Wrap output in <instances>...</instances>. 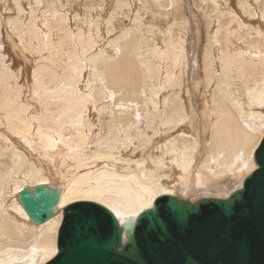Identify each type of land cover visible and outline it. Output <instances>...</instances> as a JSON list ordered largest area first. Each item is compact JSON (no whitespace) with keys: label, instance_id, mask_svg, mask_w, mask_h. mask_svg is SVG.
Wrapping results in <instances>:
<instances>
[{"label":"bare ground","instance_id":"obj_1","mask_svg":"<svg viewBox=\"0 0 264 264\" xmlns=\"http://www.w3.org/2000/svg\"><path fill=\"white\" fill-rule=\"evenodd\" d=\"M15 2L19 11L23 10L19 0ZM48 2L53 1L48 0ZM161 6L169 8V0L163 1ZM232 6L234 5L232 4ZM241 8L244 6L241 5ZM27 10L21 11L16 18L11 19L9 25H11L12 33L10 35L15 38L18 37L24 51L39 55L38 59L41 62L34 66L31 86L32 100L38 105L39 111L32 116L33 121L30 120V114L27 113L29 106L24 102L27 97L23 93V88L27 82V74L30 68L24 67L23 71H16L10 65H6L7 62L10 63V59L5 60L6 50L0 48V124L4 125L24 143H29V134L33 129L32 127H35L33 122H36L37 131L33 132L36 139H33L32 135L31 143L27 145L32 148V144H34L43 158L42 160L35 159L36 156L32 157L30 154H24L25 152H19L21 149L14 151L13 143H8L12 139L16 140L15 137H11L9 140L2 138L3 143L5 142V154L8 160L3 166L0 165V188L9 186L14 199L9 202L8 198L6 203L4 202L3 206H0V238H5L0 240V264H46L51 260L56 255L57 234L64 219V208L70 205L76 206L82 202L100 205L106 208L122 225L128 220L134 222L137 214L151 208L154 200L161 195L176 196L191 203L199 199L210 198L208 196L203 197V195V198L189 200L187 196L182 195L187 190L189 191L188 187L191 189L188 182L190 184L189 179L192 174H194L196 186L200 187L205 183L198 172L195 170L192 172L195 157L199 155L197 153L200 146L192 131L190 134L185 133L187 129L193 130L195 127L193 128L191 123H188L189 127H185L183 124L189 120V116L183 112L184 103H181L183 98L180 100L175 95L185 91L186 85H183L185 79H182L181 74L189 65L183 64L184 38L180 37V34L174 33L173 26L166 28L167 30L163 33L161 32L165 34L162 41L164 46H159V41L154 43L151 40L152 49L146 56H143L141 50L143 47L148 49V43L137 40L134 35L135 32L128 31L125 40L110 44L113 48L112 52L101 47L100 51L97 52L98 54H95V42L91 46L89 43L90 36H87L86 44L82 43L81 45V53L85 60L88 52L90 57L86 60L87 63H83L70 46L72 40L70 36L68 37V28L63 31L62 20L57 22L55 18L51 19L52 24L55 21L57 23L55 26L58 30L56 35L51 31L50 26L47 27L46 33L38 29V25L35 24V17L28 20L24 19V12ZM212 10L216 9L213 8ZM162 12L165 11L159 10V13ZM51 14L53 13L51 12ZM91 16L89 13L88 22L90 24ZM198 19L197 22L199 20L201 22V19ZM219 20L220 31L217 30L218 32L213 36V42L219 47V56L215 58V52L212 50L215 59L205 55L207 61L204 63L207 77L205 84L208 86L213 83L212 85L215 87L211 94V103L208 100L203 102L204 116L210 120L208 119V128L206 126L209 137L208 145H206L207 157L201 167L208 171L212 179L223 181L224 184L228 185L226 188L222 187L220 191H217V193L225 195L224 198H220V195L217 194L219 198L214 196L215 198L212 199H226L231 193L242 187L243 180L253 172V169H256L253 155L264 133V35L250 39L248 35L239 30V43L250 40H248L247 47L244 48L239 44L236 49H233L231 38L235 37L236 32L229 27L231 21L224 20L222 17H219ZM190 28L192 29V25ZM59 31L63 32L60 33ZM192 33H196V31ZM76 37L79 39L81 35L77 34ZM98 38H101L100 31ZM197 39L195 41L199 42ZM210 40L212 43V39ZM17 51L21 53L16 47L14 54ZM43 52L47 53L39 54ZM215 60H218L219 68L215 67ZM15 64L17 63L14 62ZM88 66L94 68V71L89 73L88 83L91 80L103 82L107 89L116 94L117 101L115 105L112 104L111 106V118H107L108 120L103 121V116L106 113L104 108H99L97 103L105 97V94H84L77 88L80 73H83L84 68H88ZM188 69L191 70L189 67L186 68V70ZM137 72L141 77H148L151 80L157 78L160 81L157 84H149L147 88H149L150 94L147 93V96L145 94L144 96L143 92L141 93L144 91L141 90V87H135ZM187 80L189 79L187 78ZM192 80L191 78L190 82L193 83ZM198 84L196 83V86ZM171 88L173 91L170 90ZM175 88L178 89L174 91ZM161 90H165L166 94H169L168 91L173 92V94L164 96L159 94ZM199 97H202V94ZM186 98L188 97L186 96ZM197 99L200 98L197 97ZM200 108L202 110L201 106ZM135 116L139 118L138 122L136 120L137 123L142 117V124L147 123V129L155 124V120L158 121L159 127L154 125V128L146 132V126L144 129H140V126L137 127V123L134 122ZM175 128L177 130L173 135L171 130ZM162 134L166 135L162 137ZM161 140L165 141L163 145L159 142ZM133 142L163 151L165 156H169L166 158L170 161V164L168 163L169 168L174 165L176 171L166 170L168 165L165 163L161 165L160 162L159 169L156 170L144 167L146 163L143 165L141 161L129 163L132 167L126 163L127 166L124 165V168L122 164H125L126 160L121 159L118 151L122 147L134 146ZM201 143L202 141H200V145H202ZM23 149L27 152L25 148ZM38 155L40 157V154ZM56 155L57 157L62 155L57 164L55 163V160L57 161ZM155 163L157 165L158 161ZM232 173L234 174L229 175ZM174 174H177L176 179L177 182L179 181L176 184H174L175 179L172 176ZM40 185L59 190L60 194L52 211L53 217L43 224H36L28 219L17 199V194L22 189L32 190ZM219 186L221 185L218 184L217 187ZM117 213L118 215H116Z\"/></svg>","mask_w":264,"mask_h":264},{"label":"rangeland","instance_id":"obj_2","mask_svg":"<svg viewBox=\"0 0 264 264\" xmlns=\"http://www.w3.org/2000/svg\"><path fill=\"white\" fill-rule=\"evenodd\" d=\"M15 1L16 0H10V1L9 0H0V6H2V7H0V27H1L0 28V31H1L0 32V48L6 50L5 60L7 61V60L10 59V63L7 62L6 65H10L16 71H18V70L23 71L24 67H26L28 69L30 68V70H28V74H27V82L25 84V87L23 88V93L26 94V97H27L26 101H24V102L26 104H28V106H29L27 113L30 114V120H32V116H34L35 113H37L39 111V108L37 107L38 105L32 100V94L33 93H32V90H31V86H32V72H33V69L35 68L34 66L36 64H40L41 61H40V59H38V56H39L38 54H31V52L29 53V52L24 51V49L22 47V43H20V41H19L17 36L15 38V37H12L10 35V33H12V31H11V28H10L11 25H9V22L12 21L13 18H16L17 15L19 13H21V11H23V10L25 11V10L28 9L26 12H24V19L26 18L28 20V19H31V18L33 19V17H35V20H36L35 24L38 25L37 27H38V29L40 31H43V32L47 33V27L50 26L52 28L51 31L54 32L55 35H56L57 31H58L55 28V26L57 24L56 21L60 22L59 20H62V24L64 25V26L61 25L62 29L64 31V30H66L68 28L67 29L68 30V34H69L68 37L70 36V38L72 40L70 46L73 48L74 52L77 54L78 59H80L83 63H85L86 60L90 57V53L88 52L86 54V60H85L82 57V53H81V45H82V43L86 44L87 36H90L89 43L91 44V46H92V43L95 42V45H94V47H95L94 49L96 51L95 54H98L97 52L100 51L101 47L107 49L108 52H112L113 48L110 46V44H114L115 42H117L119 40H125V38L128 35V33H127L128 31L129 32H135L134 35H135V38L137 40H143L146 43H148V49L146 47H143L142 50H141V52L143 53V56H146L152 49V45L153 44H152L151 40H153L154 43H157L159 41L160 42L159 46H164L162 44V41H163V38L165 37V34H162V33H163V31H166L169 27L173 26L174 28L172 27V29L173 30L175 29L174 33L177 34V35L180 34V37L184 38L183 41H184L185 44H184V60H183V64L187 63L186 66L189 65L188 67L191 68V70L188 69L189 70L188 71V70H186V68H188V67H186L184 69L185 70L184 73L181 74L182 79H185L183 81V83H184L183 85H186V87L188 89L185 87L184 93L181 92V94H175V95H177L180 100L183 98L181 100V103L182 104L184 103L183 104V108H184L183 112L186 115L189 116V120H186L185 122H183V124L185 125V127H189L188 123H191V126L193 128L195 127L193 130L192 129H187V131H189V132L186 131L185 133L190 134V131H192L193 135L195 136L196 140L198 141L199 146L200 147L204 146L203 150H202V147L198 148V153L197 154H199V155H196V157H195V160H194L195 161V163H194L195 165H193L194 167H193L192 172H194V170L196 172H198L199 175H201L202 179L204 180L205 184H203L200 187L196 186V184H195L196 180L194 178V174H192V176L190 178L191 180L189 179L190 184L188 182V186H190L191 189L188 187L189 191L187 190L188 192L186 191L185 194H182V195L183 196L184 195L187 196V198H189V200H196V198H201L203 195H204L203 197L208 196L210 198H215L214 196H216V198H219V197L220 198H224L225 197V195H223L222 193H217V191L218 190L220 191V189L222 187L226 188V186L228 184L226 185V184L223 183V181H217L215 179H212L209 176L208 171L201 167V165L203 164V162L205 161V159L207 157L206 145H208L207 142H208V138L209 137H208V132H207L208 129H206V126L208 128V122L210 120V118H207V116H204V113H203V110H204L203 102L208 100V102L211 103V97H212L211 94H212V92L214 90V87H215L214 85H212L213 83L208 85V86H206V84H205V81L207 80L206 72H205V66H204L205 61H207V58H205V55L209 56L208 58H212L213 60L216 57L219 56V52H220L218 50L219 47L213 42L214 34L217 33L218 31H220V27H219L220 26V20H219V17L224 18V20L228 19L227 21L230 20L232 24L230 23L229 27H230L231 30H234L236 32V34H234L235 37L231 38V41L233 43V47H232L233 49H236L239 44H241V46L245 48V47L248 46V43H249L248 40L255 39V38H258V37H262L264 35V22H263L264 21V15H263L264 14V0H256V1L255 0H226V1L225 0H169V3H170L169 8L161 6V3L163 1H165V0H118V1L117 0H106V1L105 0H52L53 2H48V0L47 1L46 0H34V1L33 0H19L20 7L23 9V10H20V11L16 7V2ZM38 2H39V4H38ZM117 2H118V4H117ZM251 3H252V5H251ZM232 4L234 6H232ZM229 5H231V6H229ZM241 5L244 6V8H241ZM28 6H30V7L28 8ZM59 6H61V7H59ZM213 8H215L216 10H212ZM227 8H228V10H227ZM31 10L34 11L33 12L34 14L32 13ZM131 10H132V12H131ZM159 10H164L165 12L159 13ZM230 10H232V11H230ZM255 10L257 11V13H256ZM90 11H92V12H90ZM105 11H107L106 12L107 14L106 13L104 14ZM214 11H215V13H213ZM216 11H218V12H216ZM51 12L53 14H51ZM95 12H96V15H95ZM64 13H65V15H64ZM89 13L93 16V17L91 16V20H92L91 24L88 22ZM143 14H144V16H143ZM10 15H12V16H10ZM105 16H107V17H105ZM228 16H230V17L228 18ZM207 17H210V18H207ZM240 17H242V18H240ZM3 18H5V19H3ZM52 18H55V20H56L54 24L51 23V19ZM182 18H184V19H182ZM198 18L201 19V22H199L200 20ZM231 18H232V20H231ZM2 19H3V21H2ZM197 19L199 20L198 22H197ZM243 19H245L247 22L244 21ZM236 20H238V21H236ZM174 21H175V24H174ZM196 22H197V24H196ZM213 22H214V24H213ZM244 22H246V23H244ZM144 23H145V25H144ZM190 24L192 25V29L190 28L191 27ZM253 24H256V25H253ZM195 25H197V26H195ZM99 26H101V27H99ZM151 26H152V28H151ZM260 26H261V29H260ZM202 27H204V28H202ZM238 28H240V29H238ZM239 30L241 32H244L245 35H248L250 39L244 40L243 43H239V41H238V34L240 33ZM99 31L101 32V38H98V32ZM147 31H149L150 33L147 32ZM193 31L194 32L196 31V33H192ZM59 32L62 33L61 31H59ZM6 33H8L9 35L8 34L6 35ZM91 33H92V35H91ZM77 34H80L81 38L78 39V37H76ZM251 34H253L254 36L253 35L251 36ZM102 35H104V36H102ZM162 35H163V37H162ZM159 36H160V38H159ZM202 36H204L205 38L202 37ZM7 37L9 38V40H8ZM12 38L15 39V40H13ZM74 38H76V39H74ZM197 38H200L202 40L197 39ZM191 39H192L193 42L191 41ZM195 39L199 40V42L195 41ZM210 39H212V43H211ZM186 40H187L188 43L186 42ZM200 41H201V43H200ZM197 42H198V44H197ZM102 43H103V46H102ZM189 45H190V47H189ZM197 45H199V46H197ZM196 46H197V48H196ZM16 47H18L19 51H21L22 54L20 52H18V51L15 52L16 55L14 54V51H15ZM77 48H78V50H77ZM195 48H196V50H195ZM200 49H203V50H200ZM12 50H14V51H12ZM212 50L215 52V58L212 55ZM195 51H196V53H195ZM192 52H193V54H192ZM45 53H47V52H43V53H39V54H45ZM188 53H189V55H187ZM185 54L187 55V57H186ZM194 55H195V57H194ZM200 55H202V56H200ZM30 59H32V60H30ZM55 59H57V58H55ZM34 61H35V63H34ZM14 62L17 63V64L14 65ZM199 62L202 65H200ZM215 67L219 68L218 60H215ZM88 68H89V66H88ZM88 68L87 67L84 68L83 73H80V78L78 80L79 82L77 84V88H78V90L80 89L81 92L84 93V94H105V97L103 99H101L100 101H98L97 103H98L99 108L103 107L104 110H105L106 115L103 116V121L108 120L107 118H111V106H112V104L115 105V102L117 101L116 94L113 91L107 89L106 86L103 84V82L91 80V82L88 83L89 73L94 71L93 67H90L91 68V69L89 68L90 70ZM87 69H88V71H87ZM177 74H178V72H177ZM143 78H144V76L141 77L138 72L136 73L135 87L136 88L141 87V90H144V91H141V93L143 92L142 94L143 95L145 94L147 96L148 94H150L149 88H147L149 86V84L150 83L157 84L160 81L157 78L156 79H152V80L150 78H148V77H145L144 79ZM187 78L189 80H187ZM191 78L193 79L192 80L193 83L190 82ZM194 78H196V79H194ZM90 79H92V78H90ZM196 83H199V84L196 86ZM200 83H202L203 86L200 85ZM161 86H163V85H161ZM201 87L203 88V90H202ZM177 89L175 88L174 91L177 90ZM198 89H200V91H198ZM170 90L173 91V88H171ZM171 91H168L169 94H166L165 90H161V91H159L160 92L159 94L164 95V96H169L170 94H173V92L171 93ZM182 91H183V89H182ZM207 91H208V93H207ZM85 92H87V93H85ZM201 92H203V93H201ZM205 92H206V94H205ZM130 93H131V91H130ZM132 94H134V93H132ZM193 94L195 95V97H194ZM201 94H202V97H199V96H201ZM208 95H209V97H208ZM186 96L188 98H186ZM197 97L200 98V99H197ZM205 98H206V100H205ZM199 105L202 107V110H201ZM33 107H35L36 109H34ZM191 116H193V117H191ZM198 116H199V118H198ZM136 118H135V121H134L135 124L139 120V118H137V119ZM136 120H137V122H136ZM141 120H142V117H140V122L137 123V127L140 126L139 127L140 129H144V126H146V132H148L149 129L154 128V125H155V127H159L158 121L155 120V124L151 125L152 127L147 129V127H148L147 123L142 124ZM144 122H145V120H144ZM34 125H35V127H32L33 129H31L32 134H31V132L29 134V143H24L19 137H17L15 134L10 132L6 127H4V125L0 124V165L1 166H3L6 163V161L8 160L6 158V154H5V142L3 143V139L2 138H5L7 140L11 139V137L12 138H14V137L17 138L16 140H14V139L10 140L12 142H10V141H9V143L7 142L8 144L13 143V145H14L13 150L14 151H15V149L17 151H19L21 149V151H19V152H23V153L25 152L24 154L27 153V155L30 154L32 157L36 156V157H34L35 159L38 158L39 160L40 159L42 160L43 155L39 152V150L36 148V146L34 144H32L33 147L30 148L27 145V144L31 143L30 138L32 137V135H33L32 138L36 139V137L34 136L35 133H33V132L37 131L36 122H33V126ZM203 127H204V129H203ZM195 129H196V131H195ZM176 130H177L176 128L171 130V133L172 134L176 133ZM204 130H205V132H204ZM4 134H6V135H4ZM162 135H163L162 137H164L166 134H162ZM197 136H199V137H197ZM162 141H164V140L159 141L160 144L162 143L161 145H163L165 143V141L164 142H162ZM200 141H202V143H201L202 145H200ZM133 143L135 144L134 146L130 145L128 148H126V147L123 148L122 147L118 151V155L121 157V159L124 158L123 160H126V162H124L125 164H122L123 166L124 165L127 166V164H129L131 162L141 161V162H143V165L146 163L144 165V167H146L148 169H151V170H153V169L156 170L157 168L159 169L160 163H161V165L165 163L166 165H168L166 170H169V171L171 170L170 172H172V170L176 171L175 170L176 167L174 165H172V167H171L172 169L169 168L170 167V165H169L170 161L168 159H166L169 156H165L163 151L156 150L155 147L151 148V146H141V145H139L136 142H133ZM23 148H25L27 150V152ZM120 150H121V152H120ZM147 150H149V151H147ZM201 151H203V152H201ZM144 152H145V154H144ZM201 153H204V154H201ZM38 154H40V157H39ZM64 155L66 156V154H64ZM61 156L62 155H60V157ZM56 157H57V155H56ZM60 157H57V161L55 160L56 164L58 163V159ZM199 157L202 158V159H200ZM127 159L130 160V161H128ZM196 160H198V161H196ZM156 161H158L157 165L155 163ZM99 163H102V162H99ZM153 163H155V164L153 165ZM72 164H74V163H72ZM131 164H129V166H131ZM1 166H0V168H1ZM125 166H124V168H125ZM242 171H245V170H242ZM233 174L234 173L229 174V175H233ZM172 176H174V179H175V183L174 184L178 183L179 181L177 182V179H176L177 174H174ZM244 177H245V174H244ZM213 182H214L215 185L213 184ZM218 184L221 185V186H219L220 188L217 187ZM204 186H205V188H203ZM10 190L11 189H10L9 186H6L4 188H0V202H2V203H0V206H3L4 202L6 203V200L8 198H9L8 199L9 202H11L14 199L12 197V194L10 193ZM189 192H190L191 195L188 194ZM201 193H203V194H201ZM217 194L220 195V196L218 197ZM8 195H9V197H8ZM14 223L17 224L16 221H14ZM1 239H5V238L3 237V238H0V240Z\"/></svg>","mask_w":264,"mask_h":264},{"label":"water","instance_id":"obj_3","mask_svg":"<svg viewBox=\"0 0 264 264\" xmlns=\"http://www.w3.org/2000/svg\"><path fill=\"white\" fill-rule=\"evenodd\" d=\"M253 159L255 174L248 175L242 187L226 199L203 198L191 203L161 195L134 222L128 220L122 225L100 205L82 202L67 206L57 234L56 255L46 264H182L185 258L192 264H264V172L260 171L264 133ZM59 194V190L40 185L22 189L17 199L32 223L43 224L53 217ZM225 201L233 210L227 219L220 207ZM156 209L169 221L171 237L165 242L148 230L150 213ZM173 217L186 220L187 226L172 223ZM113 221L122 229L121 245L129 250L115 248L111 242ZM226 229L235 245L219 242Z\"/></svg>","mask_w":264,"mask_h":264},{"label":"snow or ice","instance_id":"obj_4","mask_svg":"<svg viewBox=\"0 0 264 264\" xmlns=\"http://www.w3.org/2000/svg\"><path fill=\"white\" fill-rule=\"evenodd\" d=\"M260 171L264 172V165H262L260 167ZM255 172H256V169H253V172L250 174V176L254 175ZM239 195H242V193H237V196H239ZM233 199H235V197H233ZM220 207H221L222 214L224 215V217L226 219L230 218L231 215L233 214V210H232L230 202L225 201L220 205ZM116 215H118V213ZM137 215H139V214H137ZM150 215H152V222H151V225L149 226L148 230L150 232H154L156 234L157 239L160 242H165L168 239H170L171 231L169 228V221L166 220L163 215H161V210L156 209V210H154L153 213H150ZM172 223L177 224L178 226H180V225H183L185 227L187 226L186 220L177 221L174 217L172 218ZM112 228H113V234L110 237V240L113 243L114 247L115 248L125 247V250H129L126 246L121 245L120 233H121L122 229L117 227L114 221L112 223ZM219 242L222 244H225V245H227V244L235 245L237 243L236 241L233 240L230 232L227 229L219 237ZM182 264H192V262H191L190 258H185V260L182 262Z\"/></svg>","mask_w":264,"mask_h":264}]
</instances>
